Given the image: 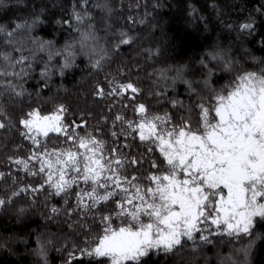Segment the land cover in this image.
Segmentation results:
<instances>
[{
    "label": "trees",
    "instance_id": "16d2710c",
    "mask_svg": "<svg viewBox=\"0 0 264 264\" xmlns=\"http://www.w3.org/2000/svg\"><path fill=\"white\" fill-rule=\"evenodd\" d=\"M74 11L84 16L83 23L73 18ZM25 22L31 27L11 37L0 34V52L27 57L24 67L31 64L22 78L0 76V122L5 124L0 128V199L6 201L0 206V264H108L107 258L83 256L80 249L101 234L100 217L112 211L111 202L81 211L74 195L41 188V174L16 167L14 160H29L37 150L20 121L33 110L52 115L63 106L69 133L74 129L102 141L109 159L124 161V175L147 185V176L157 171L152 162L160 166L161 156L139 139L138 105L152 115L167 114L173 124L189 117L195 123L197 105L210 99L205 80L219 90L243 71L264 70V0H87L86 5L84 0H0V26L11 31ZM245 23L254 29L243 30ZM129 38L130 43L121 42ZM69 45L74 55L63 68ZM55 52L61 55L50 58ZM0 68L19 71L21 65L13 69L0 60ZM8 81L23 94L15 95ZM129 83L138 91L119 87ZM113 87L117 94L109 95ZM36 139L47 141L50 150H75L62 134ZM199 236L174 252L150 253L146 264H264V220L246 238L210 235L206 243Z\"/></svg>",
    "mask_w": 264,
    "mask_h": 264
},
{
    "label": "snow or ice",
    "instance_id": "6c2138e0",
    "mask_svg": "<svg viewBox=\"0 0 264 264\" xmlns=\"http://www.w3.org/2000/svg\"><path fill=\"white\" fill-rule=\"evenodd\" d=\"M73 18L83 23L84 16L75 11ZM25 26L31 27L26 22L16 24L11 31L0 26V34L11 37L15 30ZM241 27L251 32L255 25L245 23ZM88 38L85 34L84 40ZM121 42L130 43V38ZM71 47L64 49L63 68L70 66L74 55ZM51 55L61 53H52L50 58ZM217 58L222 59L212 57ZM27 59L24 56L13 59L10 53L0 52V60L13 69L21 65L19 71L0 68V76L22 78L31 68V64L24 67ZM225 67L231 71L230 62ZM47 71L46 68L42 75H47ZM204 85L210 99L197 105L195 123L189 117L173 124L167 114L152 115L144 104L138 105L141 119L135 126L139 139L150 145L149 152L154 145L161 156L160 166L152 162V168L157 171L147 176V185L137 182L136 177L124 175V161L115 156L109 159L102 141L91 134L80 136L74 129L69 133V126L62 123L63 106L52 115L42 116L39 110H33L20 121L27 130L23 135L32 133L30 138L37 146L29 159L40 160V166L31 172L27 160H16V164L32 175L45 174L55 194L74 195L81 211L91 212L111 202L112 211L100 217L101 234L93 244L80 249L81 255L107 258L108 264H146L144 258L150 253L174 252L185 241L195 242L197 233L206 243L211 242L210 235L252 236L257 220H264V70L239 73L219 90L213 89L207 80ZM7 86L15 95L23 94L22 90L16 91L11 81ZM119 87L138 91L130 83ZM113 94H117V87L109 93ZM116 119L123 120L120 116ZM133 123L128 122L129 128ZM4 127L0 122V128ZM49 133L72 140L75 150L56 147L50 150L47 141L36 139L40 135L46 138ZM79 149H86L87 154ZM42 155L47 159L41 160ZM81 181L87 187H80ZM5 203L0 199V206ZM52 212L57 209L53 208ZM114 218L119 220L115 227ZM251 246L250 242L248 247ZM242 251L247 255L248 249ZM39 254L45 255L43 247ZM70 257L74 258V254L70 253Z\"/></svg>",
    "mask_w": 264,
    "mask_h": 264
},
{
    "label": "rangeland",
    "instance_id": "374dc122",
    "mask_svg": "<svg viewBox=\"0 0 264 264\" xmlns=\"http://www.w3.org/2000/svg\"><path fill=\"white\" fill-rule=\"evenodd\" d=\"M247 71H248V70H247ZM243 72H246V71H243ZM241 73H242V72H241ZM229 84H230V83H229ZM227 85H228V84H227ZM159 116H160V115H159ZM40 159H41V160H43V159H47V157L42 155ZM16 160H26V159H16ZM16 160H14V164H15V166L18 167V168L23 169V166H22V165H18V164L15 163ZM27 161H28L29 168L31 169V172H35V171L37 170V168L40 166V160H37V159H29V160H27ZM113 167H114V166H113ZM46 172H47V169H46ZM41 176L43 177V179H45L42 185H48V186H50V185L46 182V175H45V174H41ZM80 187H87V186H85V185L83 184V182L81 181ZM50 188H51L52 190L55 191V189L52 188L51 186H50ZM73 191H76V188H75V187L73 188ZM85 202L88 203V201H85ZM114 220H115V221H114ZM114 220H113V226L115 227L117 224H119V220H118V219H115V218H114ZM258 221H260V220L258 219L257 222H258ZM213 229L215 230V226H214V225H213ZM220 236H222L223 238H231V239H234V240L241 239L242 237H243V238H246V237H247V236L229 237V236H227V235H220Z\"/></svg>",
    "mask_w": 264,
    "mask_h": 264
},
{
    "label": "bare ground",
    "instance_id": "6f19581e",
    "mask_svg": "<svg viewBox=\"0 0 264 264\" xmlns=\"http://www.w3.org/2000/svg\"><path fill=\"white\" fill-rule=\"evenodd\" d=\"M3 157V156H2ZM160 165V164H159ZM109 206V205H108ZM111 208V207H110ZM112 209V208H111ZM115 221V220H114ZM198 241V240H197Z\"/></svg>",
    "mask_w": 264,
    "mask_h": 264
}]
</instances>
